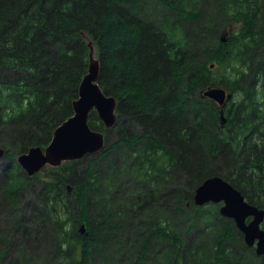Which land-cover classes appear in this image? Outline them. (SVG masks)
<instances>
[{"label": "trees", "instance_id": "trees-1", "mask_svg": "<svg viewBox=\"0 0 264 264\" xmlns=\"http://www.w3.org/2000/svg\"><path fill=\"white\" fill-rule=\"evenodd\" d=\"M89 38L117 122L88 123L116 138L85 167L29 176L17 156L73 114ZM201 84L233 92L225 124ZM262 89L264 0H0V264H264L217 204L194 202L220 175L264 208Z\"/></svg>", "mask_w": 264, "mask_h": 264}, {"label": "water", "instance_id": "water-1", "mask_svg": "<svg viewBox=\"0 0 264 264\" xmlns=\"http://www.w3.org/2000/svg\"><path fill=\"white\" fill-rule=\"evenodd\" d=\"M227 34V30L223 31L220 39L226 41ZM93 43L89 38L88 72L80 83L78 97L73 101V114L56 127L47 146L35 145L17 156L18 163L29 176L47 165L59 166L64 161L79 160L87 155L97 154L106 145L105 134L92 129L88 119L91 111L96 110L106 127H113L117 122V98L106 94L99 84L101 61L94 56ZM203 95L215 100L221 107L233 96L232 92L222 86H208ZM221 119L225 123L223 109ZM5 155L6 149L0 146V159ZM194 201L197 205L223 201L221 213L234 219L243 232L246 243L255 246L258 255L264 254V228L261 226L264 221V208L248 202L243 193L228 180L220 175L207 177L197 187ZM249 217L251 219L247 220ZM80 231H86L85 224L81 225Z\"/></svg>", "mask_w": 264, "mask_h": 264}, {"label": "rangeland", "instance_id": "rangeland-1", "mask_svg": "<svg viewBox=\"0 0 264 264\" xmlns=\"http://www.w3.org/2000/svg\"><path fill=\"white\" fill-rule=\"evenodd\" d=\"M150 10L151 9H149V13H151L150 12ZM236 30H237V26H235V27H232V29H231V31H235L236 32ZM219 35H220V32H219ZM219 37V36H218ZM108 39V38H107ZM108 40H111V37H109V39ZM107 40V45L108 46H110L111 45V43H110V41H108ZM94 44V48H95V50H94V56L95 57H97V58H99L100 60H101V49H100V47H99V45L97 44V43H93ZM110 60H112L111 58H110ZM209 68H211V67H209ZM211 69H213V76H218V75H221V73H225L226 75H230V69L228 68H226L225 67V65H220V68H211ZM188 74V73H187ZM187 79H190L189 78V76H188V78ZM208 84H210V83H208ZM199 85V84H198ZM197 85V87L194 89L195 91L193 92L194 94L195 93H197V96L196 97H198V95L199 94H201L202 96H204L203 95V91L208 87H204V88H202L201 90H198L202 85H204V84H201L200 86H198ZM210 86V85H209ZM261 96H263V100H264V89H262V93H261ZM209 98V97H208ZM211 99V98H210ZM113 132V131H112ZM105 133V132H104ZM105 136H106V134H105ZM116 138V136H115V134L114 133H108V135H107V137H106V140H107V146H108V142H110V141H114V139ZM106 147V146H105ZM104 150V149H103ZM89 158H90V156L88 155V156H86V157H84L83 159H82V161H81V167H85V165L88 163V161H89ZM3 161H4V159H0V166H1V164L3 163ZM39 172H41V177L43 178V177H45L46 176V170L44 169V170H41V171H39ZM215 204H217V206H218V208L221 206V204L222 203H215ZM212 207V205H208L207 207H205V208H207V209H212L211 208ZM229 218V217H228ZM39 252H40V250H38Z\"/></svg>", "mask_w": 264, "mask_h": 264}, {"label": "flooded vegetation", "instance_id": "flooded-vegetation-1", "mask_svg": "<svg viewBox=\"0 0 264 264\" xmlns=\"http://www.w3.org/2000/svg\"><path fill=\"white\" fill-rule=\"evenodd\" d=\"M236 224V223H235ZM236 226H237V224H236ZM243 233V232H242Z\"/></svg>", "mask_w": 264, "mask_h": 264}]
</instances>
